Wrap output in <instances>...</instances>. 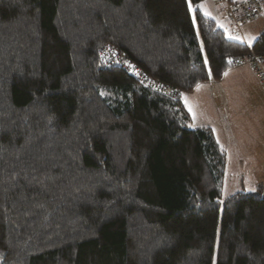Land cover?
<instances>
[{"label":"trees","instance_id":"obj_1","mask_svg":"<svg viewBox=\"0 0 264 264\" xmlns=\"http://www.w3.org/2000/svg\"><path fill=\"white\" fill-rule=\"evenodd\" d=\"M203 2L193 23L189 0H0V264H264V184L224 198L227 153L182 102L264 33Z\"/></svg>","mask_w":264,"mask_h":264},{"label":"rangeland","instance_id":"obj_2","mask_svg":"<svg viewBox=\"0 0 264 264\" xmlns=\"http://www.w3.org/2000/svg\"><path fill=\"white\" fill-rule=\"evenodd\" d=\"M219 1L205 0L199 8L224 29ZM262 33L264 15L247 23L241 36L227 35L251 45ZM256 78L251 67H238L224 76L218 91L204 84L195 95L183 94L188 110L191 108L190 127H210L228 153L230 168L226 170L224 198L236 192L255 193L257 186L264 184V94ZM214 93L217 97L226 94L220 98V105H216Z\"/></svg>","mask_w":264,"mask_h":264},{"label":"built area","instance_id":"obj_3","mask_svg":"<svg viewBox=\"0 0 264 264\" xmlns=\"http://www.w3.org/2000/svg\"><path fill=\"white\" fill-rule=\"evenodd\" d=\"M222 18L225 20V31L231 35H240L242 28L249 22L255 21L263 15L264 2L262 0H220ZM103 61L106 66H119L124 71L147 86L170 96L175 94L166 86L145 77L141 69L129 62L121 53L106 47L102 50ZM234 68L249 66L258 78L264 93V55H250L234 63Z\"/></svg>","mask_w":264,"mask_h":264},{"label":"crops","instance_id":"obj_4","mask_svg":"<svg viewBox=\"0 0 264 264\" xmlns=\"http://www.w3.org/2000/svg\"><path fill=\"white\" fill-rule=\"evenodd\" d=\"M264 2V1H263ZM263 15H264V12H263ZM225 24V23H224ZM224 30H225V28H224ZM227 33V32H226ZM242 33H243V28H242V31H241V34L240 35H236V36H241L242 35ZM228 34H230V33H228ZM231 35V34H230ZM256 41V40H255ZM254 41V42H255ZM253 42V43H254ZM253 43L251 44V45H248V46H252L253 45ZM246 45H247V43H245ZM233 69H236V68H233ZM233 69H231V70H229L226 74H228L230 71H232ZM225 74V75H226ZM224 75V76H225ZM224 78V77H223ZM223 78H222V80H221V82L223 81ZM257 79V78H256ZM220 81H214V80H211V81H209V82H207V83H203V84H201V85H199L193 92H191V93H189L188 95L190 96V95H195L194 93H195V91H197V89H199V87L200 86H202V85H204V84H208L209 86H211V87H213V92L215 91V90H217L218 91V89H219V87H220V83H221ZM257 83H258V87L259 88H261V90H262V92H263V88H262V86H261V84H260V82H259V80L257 79ZM264 94V93H263ZM226 94L224 93V94H222V96H220V97H217L218 95L216 94V93H214V96H212V97H215L216 98V100L218 101V102H216V105H220L221 104V102L222 101H220V98L222 99L223 98V96H225ZM184 96V95H183ZM183 96H182V102H183V104H184V106H185V108L187 109V111L189 112V110H188V108H187V106H186V104L184 103V101H183ZM189 114H190V112H189ZM190 116H191V114H190ZM191 119H192V117H191ZM198 128H201V127H198ZM206 128H210V127H206ZM211 129V128H210ZM213 131V130H212ZM213 133H214V131H213ZM214 135H215V133H214ZM215 138H216V140H217V137H216V135H215ZM217 142H218V144L221 146V144L219 143V141L217 140ZM222 147V146H221ZM223 148V147H222ZM224 149V148H223ZM227 155H228V153H227ZM228 157V156H227ZM228 168H227V170L230 168V164H229V161H228V166H227Z\"/></svg>","mask_w":264,"mask_h":264},{"label":"snow or ice","instance_id":"obj_5","mask_svg":"<svg viewBox=\"0 0 264 264\" xmlns=\"http://www.w3.org/2000/svg\"><path fill=\"white\" fill-rule=\"evenodd\" d=\"M203 5H200L199 7H202ZM189 7L190 9L192 10L193 12V23H195V11L196 9L192 8V5H191V0H189ZM205 15H210V13L208 12H205ZM230 38H234V39H240V37H230ZM252 39H255L254 37ZM250 42V41H249ZM210 71V70H209ZM187 103V101H185ZM189 110L191 111V108H189Z\"/></svg>","mask_w":264,"mask_h":264}]
</instances>
